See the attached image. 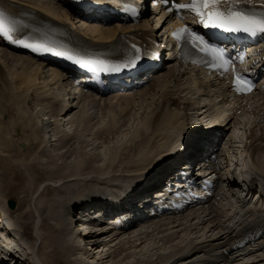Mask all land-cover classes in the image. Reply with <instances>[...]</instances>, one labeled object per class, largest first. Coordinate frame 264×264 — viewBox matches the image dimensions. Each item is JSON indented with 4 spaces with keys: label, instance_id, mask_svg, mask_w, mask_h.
Here are the masks:
<instances>
[{
    "label": "bare ground",
    "instance_id": "6f19581e",
    "mask_svg": "<svg viewBox=\"0 0 264 264\" xmlns=\"http://www.w3.org/2000/svg\"><path fill=\"white\" fill-rule=\"evenodd\" d=\"M15 1L0 0V10H3L10 20L28 21L27 20L28 18L30 21L36 22L37 24L45 23L48 25L50 24L56 27H61V25L58 22L51 19L50 17L46 18L47 17L46 15L38 11H35L31 8H28L22 4H30L31 6H34L37 9L40 10L43 9L44 11L48 12L55 18L62 19V17H64L67 19L69 18V15H73V13L71 14V11L69 12L67 6L58 0H15ZM117 15L118 13L113 11L112 17L115 18V16ZM146 21L144 23H146ZM122 25L124 27L114 26L113 28H102L94 24L86 25V23H83L81 26L82 28L85 29V31H90V34L93 36H96L99 39H107L113 37L118 32L119 29L124 30L125 27L126 28H128V26L130 27V24L127 23H122ZM21 53L22 52L11 50L8 47L3 48L0 42V62H1L0 64V151L3 150L4 151L3 154L6 152L5 155H7V157L9 158V160H7L8 159L7 158V159H3L2 162L0 161V205L1 203L6 204L0 207V264H2L3 259L7 258L10 253H11L10 256L12 257V261H11L12 263L9 264H13V262L16 260L19 261L20 257L23 258L22 260H20V264H43L42 260L43 259L47 260L49 258L48 255H46L45 253H43L40 256L39 253L40 240L38 237H36V239L33 240L27 235H21L17 237L14 234L16 232L18 234H21L22 231L15 227L16 220L13 217L12 213L18 211L21 208V206H24V203L23 205H21L20 202L15 200L16 205L14 206V208L8 207L7 201L9 200V198H11V196L10 197L7 196L6 193L3 191V189L5 191L8 190L10 192L16 191V187H15L16 185L14 183H16L15 181L18 180L16 175L17 163L14 165L13 163L10 162H17V161L24 167V171H26L28 174L26 175L25 173L23 179L25 181L27 176V181H25L26 183L29 182L31 184V182L34 181L36 182V180L38 181V179L33 176L35 170L38 169L40 171L41 179L48 177L53 178V176L54 178H60V179L67 177L69 178L68 182H71L72 184L75 185L76 189L75 188L59 189V187L57 189L55 186L46 187V189H48L50 193L55 194L57 191H59L60 194L62 193L65 194L64 195L65 197H62L61 199L60 197L59 198L52 197L51 199L49 198L50 201L49 202L47 201V204L44 203L45 205L44 207H42V210L46 212V216L44 217V223L48 221L46 223L53 228L52 235L50 234L51 237L48 236V238L46 239V247L49 252L48 254L56 255V249H58L64 256H66V259L68 258L67 263L69 262V264H115V263L116 264H245V263L264 264V234L261 236L262 240L257 242L258 245H263L262 249L255 250L254 254H250V255L248 254L246 258L241 259L242 261L240 260V258L233 260L231 255L222 256L219 254L218 252L219 248H221L220 251L224 250L222 249L223 247L231 246L232 241L236 239V232L234 230H231L229 226H231L232 224L237 225L236 221H230L229 214L224 215L223 212L221 213V209L206 210L204 213V216H207L206 222L203 219L198 220V218L196 220L193 219L189 220L188 216L192 215V212L190 211L189 213H186L185 216L182 218L176 216L173 218V220H169V221L161 220V219L152 220L151 218H149L148 221L146 222L141 221L139 223H136V225L134 224V226L132 225L130 228H126V225L122 224V222L117 220L110 221V223L93 222V220H90L91 219L90 216L85 215L83 222L78 224V226L76 225L78 229H75L76 227H74L73 224L75 216L73 215V213L75 214L76 209H78L79 207L78 202L84 204V202L88 200V198L86 197L80 200L81 197L78 192V188H79L78 185L81 184L82 182V184L85 187V184L88 183L87 182V180L89 179L88 177L92 176L97 179V175L94 176L93 175L95 173L94 170L90 169L89 160H91L92 158L91 155H89V153H87L85 150L81 151L82 153L78 151L79 154L78 156H76V158H72L70 155L71 150L74 151L73 153L77 152L76 148L80 146L78 142H82V143L84 142V144L85 142H87L85 140L83 141L80 139L81 135L78 137L74 133V135H76V138L73 135L74 139H76L74 141V143L76 142V145H74V149H73V144H74L73 136L69 135V131L66 128V126L69 125V123L77 121L74 120L73 117H71V114L75 109L79 107V106L77 107V104L79 103L80 98H81L80 101L81 102L83 101L82 104L83 109H86V107L88 108L89 105L88 103L90 104L93 103V106H95L98 110L100 111L109 110L110 112L113 110L112 107H115L116 104L118 105L121 103L120 100L123 101L122 98L125 99L123 102L127 106L129 105V102L132 101L133 98L130 99L129 96H124V94L120 96L119 94H115L112 97H108V98L102 97L100 99L95 97L86 98L87 96L83 97L85 95H82L78 97L79 98L77 100L78 102L76 105H74L73 101H71V99H68V96H66L64 99H62V101H60V103L54 102V104L51 105L52 107L51 111H53L54 113L51 111L50 113L49 112L45 113L46 111L43 110L41 111L42 114H40V116L38 115L39 117L35 115L33 117V114L29 113L30 111L28 110V107L27 109H25L24 107V104H26L27 106H30V109L33 111L31 107H33L32 104H34V102L31 101L32 99L31 91H35L36 94L45 93L44 89H48V90L51 89L50 91H52L53 87L50 88L53 85L52 83L55 81L58 83L62 82L61 80L65 78L64 77L65 74L62 73L63 70L55 66L56 64H53V62L49 63L48 61H39L35 59L33 56L30 55L28 56L25 53L24 54ZM2 62H4L5 65ZM15 62L18 63L19 67L14 64ZM46 72L49 75L48 77ZM50 72L52 73V75ZM168 72L171 73L172 75H176L175 71L171 70V68L168 69ZM179 74L180 71L178 72L177 76H179ZM39 80H41L42 83L45 84L38 87V85L36 84L38 83ZM150 81L151 78H149L148 83ZM155 82L157 83V81H154V83L151 82L149 83L150 90L153 89V91H155L156 89ZM168 85L165 84L164 90L161 89L162 91H155L152 93L151 96L152 100L148 104L150 110L149 114L141 118V124L137 125L136 129L133 128L135 129V131L133 130L134 133H132V135H130L129 138V141L132 142H130L128 146L124 145L125 147H127L126 149L130 150V152L134 150L133 147L137 140L139 141V146L145 148L148 146L151 140L152 137L151 133H153V135L157 137L161 133L170 131V129H172V125L178 122L179 111L177 109L170 110V106H169L170 95L167 91V88L169 89ZM146 98L144 99L145 101ZM44 102L37 101L36 103L37 106L40 109H42V107L44 108L45 105ZM250 102H252L250 107L254 105L255 110L257 111L255 112L256 114H253L254 118L257 119L259 117H264V106L260 107L257 105L259 100L257 101L254 100ZM49 103L50 102L47 101V104ZM129 106H131V104ZM63 108L66 110H63ZM186 109L188 111V115L191 114L189 113V111H193V112L196 111V116H201L202 112H199L200 108L194 109L191 107H187ZM123 110H124V106H123ZM112 114H110V116L112 118H116V114L114 113L115 117ZM3 115H5V117H3ZM57 116L58 118H55ZM75 116L79 117L78 119L80 121L82 120V122L85 120L88 121L93 120L90 119L91 115L88 116L87 111L85 112L82 111L81 113H77ZM53 118H55L54 122H52ZM47 119H49V122L46 124ZM109 120H111V118ZM111 122H114V120ZM197 123L195 122V124ZM62 124L65 127L64 132L59 131L60 125ZM193 127L201 128L199 124H197V126L193 124ZM151 128H152V132L148 134ZM50 131L53 132V136L58 134V138L55 139L51 137V135L46 136L47 132ZM31 135L34 138L36 136H39L38 139L39 145L35 144L34 146H32V144H30L29 140L31 138ZM50 140H53L52 142H55L56 148H61V149L63 148L64 149L63 151L65 153L68 152L70 153L67 154L66 157H64L65 159L72 158L71 161L67 163L69 166L68 165L64 166L63 165L64 163L60 164V160L54 158L52 151L54 150L55 147L54 148L48 147L50 146L49 143ZM174 141L175 142L177 141V137L175 136L169 139L166 138L165 140L160 142L158 146L155 148V150H157V153L155 151L154 152L147 151L146 149L144 150L143 148H141L140 152H138V155L141 156L142 158V161L140 162L142 165L140 166L141 169L146 170L149 169L150 167L149 170H155V168L156 169L160 168L162 166V163L157 161V159L154 160L152 159L159 156L163 151L170 150V147L172 148L173 145L172 143ZM181 141L178 142L179 145ZM21 142H27V143L24 146H20ZM101 143H99V145ZM77 144L79 145L77 146ZM160 144H162V146ZM199 145L200 144L197 143V147ZM113 146L115 147V145H112V149H114ZM192 146L196 147V145L194 146V144ZM81 147L79 148V150L82 149ZM83 149H86L85 145ZM173 149H176V147ZM107 150L99 154L100 159H102L101 161H104V159H108V153H110V151L107 152ZM239 150L242 151L241 148H239ZM39 151L43 152L46 155H50V157L52 155L53 156L52 165L54 166V168L57 169H49L43 167L41 166L42 163L40 164L36 160L32 162L31 160L36 159L34 158L33 154ZM119 151L116 150L117 154L119 153ZM196 153L198 152H195V155ZM212 153L215 152L213 151ZM31 156H33V158H31ZM150 156L151 157L154 156V157L151 159V161L146 163V161L149 160ZM217 156L219 157L220 155L217 154ZM77 158H81V159L75 161ZM6 161H10V162H6ZM259 161L261 162V164L263 163L262 160ZM151 162H153L155 168H152V166H150ZM206 162L209 164V166H207L206 169H212V168L215 169L217 164L213 158L209 160L206 158ZM233 165L231 166L238 168V170H241L239 164H233ZM112 167L113 166L110 165L109 168H107V170H109ZM84 168H86V172H87V173L85 172V174L82 173ZM63 169L67 172L69 170L71 171L68 172L69 173L68 175H65ZM107 170L99 173L100 174L99 176L106 175L108 173ZM261 172L264 171L261 170ZM147 175H150V173L147 172V174L144 175V177H146ZM74 178L80 179L81 182L76 183V180H73ZM132 178L139 180L140 178L143 177L134 175ZM43 181H38V184H41ZM228 183H229L228 186L230 187L235 186L240 188L239 187L240 184H237L235 179L230 181L228 180ZM41 185H42L41 187H44L45 184H41ZM235 189L237 188H234V190ZM56 194L55 196H57ZM226 196L230 198L228 193L226 194ZM233 197H236L238 199V197L235 195H233ZM232 198L230 199V202L232 201ZM260 198L261 201L263 202V204H261L262 207L264 206V189L260 192ZM146 200H147L146 198H143V201L140 202V207L142 208L135 209L131 217L132 216L134 217L144 212L143 206L146 204ZM160 200L157 199L150 206H146L147 208L146 207L145 208L147 212H151L155 210L157 206H162ZM242 201L244 200H242V198H239L238 201H236V203L242 205L243 204ZM38 204H42V202L40 203L38 202ZM258 205L260 206V203ZM244 206L245 205H243V207ZM33 208L31 209L33 210ZM249 210H250L249 213H251L252 209L249 208ZM22 213L24 217L28 214L26 210L25 211L23 210ZM175 213L177 214V212ZM32 215L34 216V214ZM35 216H36L35 218L36 223L39 221V225H41L40 219L43 220V217L41 216V212L38 213L37 211ZM246 216L247 214L244 213L241 220L242 221L246 220L247 224L251 223L254 217H251L249 219L250 216L248 217ZM68 217H70L71 219L67 223ZM194 225H197V227H194ZM238 226L242 227L243 225L238 223ZM38 227L37 229H35V231L40 233L41 228ZM249 227H251V225H249ZM82 228H86V230H89L88 228H95L98 231L83 232ZM38 229H40L39 230L40 232L38 231ZM117 230H121L122 232L121 231L117 232ZM182 234L185 236V237L183 236L184 237L183 241L182 242L180 241L181 243L176 246V249L169 250L170 248L169 244L172 243L171 238L175 235L181 236ZM41 235L39 234V237H41ZM80 239L82 240L81 242ZM44 240L45 238L43 239V241ZM152 244L153 246H151ZM81 245L84 246L81 248ZM148 245L149 247L145 251L147 252L150 249H156L155 254L156 252L157 254L155 258H153L154 254H152L153 256H151V259H144L145 254L143 255L140 254L144 252L142 250L145 249ZM141 247L142 249L139 250V248ZM75 248H77L78 250L82 249L81 250L82 257L80 256L82 262L81 260L79 261L76 258L74 259L75 255L73 250ZM254 248L256 247H252L251 249L254 250ZM118 249L120 251L117 253ZM139 255L140 257H138ZM72 256L74 257L72 258ZM41 257H43V259H41ZM141 257L143 258L141 259ZM116 258H119V261H115ZM133 258L135 259V262L137 260L136 263L132 262ZM136 258H139L140 260ZM3 264H8V263L4 262Z\"/></svg>",
    "mask_w": 264,
    "mask_h": 264
},
{
    "label": "rangeland",
    "instance_id": "374dc122",
    "mask_svg": "<svg viewBox=\"0 0 264 264\" xmlns=\"http://www.w3.org/2000/svg\"><path fill=\"white\" fill-rule=\"evenodd\" d=\"M15 65H17L18 66V63L17 62H15L14 63ZM19 67V66H18ZM51 73V72H50ZM46 74H47V77L49 76L48 75V73L46 72ZM51 75H52V73H51ZM41 80H39V86H41V85H44L45 83H42V81L40 82ZM164 83V81H162V80H160L159 81V83L156 85V89H155V91H160L161 89H162V84ZM53 85L50 87V88H52V91L54 92V93H58V94H61V95H63L64 93H65V89H66V87H67V84H68V82L67 81H65V82H60V83H58V82H53L52 83ZM50 86V85H49ZM180 91H182V89H185L186 88V84H185V81H182L181 82V84H180ZM148 89V90H147ZM146 90H147V92H146ZM155 91H153V89H151L150 90V88H144L143 90H139V91H137V92H135V93H132V95H131V97H129L130 99H132V101H130L129 102V105L131 104V106H127L123 101L125 100V99H122L123 101L121 102L122 104H120V105H118L117 106V104L115 105V107H112L113 108V110L110 112L109 110L108 111H100V110H98L95 106H93V103L92 104H90V103H88L89 105H88V108L86 107V109H83V102H81V104L79 103V107L77 108V109H75L74 111H73V113L71 114V117H73V119L74 120H77V121H75V122H71V123H69V125H67L66 126V128L68 129V131H69V135L70 136H73L74 135V133L79 137L80 135V139L81 140H85V141H87V142H85V144H84V142L82 143V142H78L79 144H80V146H78L79 144H77V148H76V151L77 152H75V153H73L74 151H70V153L68 152V153H65L63 150V148L61 149V148H56V146H55V144H53V143H50V146H48V147H52V148H54V150L52 151L53 152V156H54V158H57V159H59L60 160V164L61 163H64L63 165L64 166H67L68 164L67 163H69L70 161H71V159L72 158H76V156H78V151L79 152H81V151H83V150H85L87 153H89V155H91V160H89V162H90V169L91 170H94V172H98V174L99 173H101L102 171H105V170H107V168H109V166L110 165H112V166H117L118 164L120 165V164H122L121 166H120V168L122 167V169L124 170V172H125V174L126 175H132L134 172L133 171H135V168H134V166H133V160H138V161H140L139 159V157H135V158H133V159H131V157H132V155L134 154L133 153V151H131L130 152V150H128V149H126L127 147H125L126 145L128 146V144L130 143V142H132V141H129V138H130V135H132V133H134V131H135V129H136V127H137V125H140L141 124V118H143V117H145L147 114H149V112H150V110H149V106H148V104L151 102V96H152V93L153 92H155ZM179 91V92H180ZM140 95H139V94ZM181 93V92H180ZM143 94V95H142ZM183 95L185 96V97H187V99L186 100H189V107H191V108H197L198 106V101L197 100H199L200 98H197L193 93H191L189 90H187L186 92H185V94L183 93ZM135 96H137V97H135ZM142 97V98H141ZM147 97V98H146ZM146 98V101L144 100ZM190 98H192V99H190ZM136 100V101H135ZM135 101V102H134ZM203 101V100H202ZM191 102V103H190ZM36 103V102H35ZM144 103V104H143ZM93 106V107H92ZM123 106H124V110H123ZM195 106V107H194ZM129 107V108H128ZM122 108V109H121ZM147 108V109H146ZM25 109H27V107H25ZM42 109H43V107H42ZM98 111H97V110ZM28 110L30 111L29 113L30 114H33V117H34V115L35 116H38L41 112L39 111L40 110V108L37 106V104H35V105H33V111L30 109V106H28ZM44 110V109H43ZM197 110V109H196ZM85 112V111H87L88 112V116H90L91 115V118L90 119H93V120H91V121H88V120H85V121H83L82 122V120L80 121L78 118L79 117H77V116H75L77 113H81V112ZM114 111V112H113ZM109 113V114H108ZM113 113V114H112ZM116 114V118H112L111 116H110V114H112L113 116ZM189 113H191L190 115H188V118H187V122H198V124L199 123H201V122H203V120H205V118H204V116H202V117H199V116H196V111L195 112H193V111H189ZM192 115V116H191ZM194 115V116H193ZM40 116V115H39ZM38 116V117H39ZM37 117V118H38ZM115 117V116H114ZM111 118V120H109ZM200 118V119H199ZM251 118V115L249 114V115H246L245 116V118L244 119H250ZM116 119V120H115ZM199 119V120H198ZM54 120H55V118H53L52 119V121L54 122ZM114 120V122H111V121H113ZM191 120V121H190ZM201 120V121H200ZM110 123H111V125H110ZM115 123H117V124H115ZM80 126H81V128H80ZM110 126H112V127H110ZM64 126H62V130H64ZM80 128V129H79ZM133 128H135V129H133ZM72 129V130H71ZM80 131H79V130ZM134 130V131H133ZM72 131H73V133H72ZM79 131V132H78ZM106 132V133H105ZM50 133H53V132H50ZM72 133V134H71ZM241 134V133H240ZM39 135V134H38ZM47 135H48V133H47ZM76 135H74L75 136V138H76ZM32 136V135H31ZM74 136H73V143H74V141L76 140V139H74ZM99 137H100V139H99ZM34 138V137H33ZM36 138V137H35ZM34 138V139H35ZM123 138V139H122ZM95 139H98V140H95ZM37 141H36V143H38V139H36ZM29 141H31L32 143V146H34L35 144H34V141H33V139H31V140H29ZM96 141V142H95ZM101 141H102V143H101ZM113 142V143H112ZM117 142V143H116ZM128 142V143H127ZM99 143H101L100 145H99ZM83 144V145H82ZM106 144V145H105ZM36 145H39V143L38 144H36ZM74 145H76V142L73 144V149H74ZM84 145H85V148L86 149H83V147H84ZM103 147H102V146ZM106 147H105V146ZM112 145H115V147H114V149H112ZM121 145V146H120ZM125 145V146H124ZM241 145V142H237L236 143V146H240ZM82 146V147H81ZM99 146V147H98ZM225 146L227 147V146H230L231 147V143L230 142H228L227 144H224V148H225ZM82 148V149H80L79 150V148ZM3 148V147H2ZM107 148H108V150H107ZM110 148V149H109ZM100 149H102V150H100ZM120 150L119 151V153L117 154V152H116V150ZM60 150H61V152H60ZM100 150V151H99ZM105 150H107V152L108 151H110V153H108V159H104V161H101L102 159H100V153H102V152H104ZM1 151H2V153H1ZM0 151V161L2 162V160L3 159H7L8 157H7V155H5V153L3 154V150H1ZM65 153H63V152ZM66 151V150H65ZM84 151V152H85ZM155 151V150H154ZM115 152H116V154H115ZM130 152V153H129ZM73 153V154H72ZM82 153V152H81ZM63 154H64V156H63ZM67 154H70L71 155V159L69 158V159H65L64 157H66V155ZM77 154V155H76ZM34 155V158H36V159H33V160H31L32 162L33 161H37V162H39L40 164H41V166H43V167H46V168H49V169H57V168H54V166L52 165V158H53V156L51 155V157H50V155H46V154H44L43 152H41V151H39V152H37V153H34L33 154ZM117 155V156H116ZM63 156V157H62ZM118 156H119V159H118ZM121 156V157H120ZM97 157V158H96ZM99 157V158H98ZM24 158H26V157H24ZM31 158H33V156H31ZM88 158V157H87ZM139 158V159H138ZM152 157L150 156L149 157V159H151ZM81 158H77L75 161H77V160H80ZM123 159V160H122ZM7 160H9V158L7 159ZM26 160H29V159H26ZM119 160V161H118ZM122 161V162H121ZM6 162H10V161H6ZM116 162V163H115ZM125 162V163H124ZM132 162V163H131ZM147 162V161H146ZM10 163H13L14 165L17 163V165H16V169H17V173H16V175H17V178H18V180L17 181H15L16 183H14L16 186V193L15 192H10V191H8V190H4L3 189V191L6 193V195L7 196H11V198H13V199H16V201H18V202H20V204L21 205H23V203H24V206H21V208L18 210V211H16V212H14V213H12V215H13V217L15 218V220H16V224H15V227L17 228V229H19V230H21L23 233H24V235H27V236H29L31 239H36V237H38L39 238V244H40V247H39V253H40V256L43 254V253H45L46 255H48V259L47 260H44L43 259V257H41V259H43L42 261H43V264H69V262L67 263V259H66V256H64L61 252H60V250H58V249H56V255H51V254H48L49 252H48V249H47V247H46V239L48 238V236L49 237H51V235H52V232H53V228L50 226V225H48L46 222H48V221H46L45 223H44V217L46 216V212L44 211V210H42V207H44V203H46L47 204V201L49 202L50 201V199L53 197V198H59L60 197V199L62 198V197H65L64 195L65 194H63V196H62V194H60V192L59 191H57L55 194L58 196L59 194V196L57 197V196H55V194L53 193H50L49 191H48V189H46V187H48V186H55L57 189H58V187H59V189L60 188H64V189H66V188H75V185L74 184H72L71 182H68L69 180V178H67V177H64V178H62V179H60V178H54V176H53V178H43V179H41V177H40V171L38 170V169H36L35 170V173L33 174V176L34 177H36L37 179H38V181H43L44 180V182H43V184H45L44 185V187H41L42 185V183L41 184H38V181L36 180V182L34 181V182H31V184L28 182V183H26L25 181H27V176H26V179H25V181L23 180L24 179V176H25V173H26V175H28L27 174V172L26 171H24V167L20 164V163H18V161L17 162H10ZM19 164V165H18ZM92 164H94V165H92ZM125 164V165H124ZM130 164H132V165H130ZM63 165H61V166H63ZM118 165V166H119ZM137 165V166H136ZM138 165H139V163L137 164H135V167L137 168L138 167ZM20 166V167H19ZM22 166V167H21ZM69 166V165H68ZM117 166V167H118ZM130 166H132V167H130ZM130 169H131V171H130ZM129 170V171H128ZM54 171H56V170H54ZM63 171H64V173H65V175H68L69 173V171H71V170H69L68 172L67 171H65L64 169H63ZM85 172H86V168H84L83 169V171H82V173L83 174H85ZM132 172V173H131ZM59 173H61V172H59ZM58 173V174H59ZM87 173V172H86ZM48 175V174H47ZM51 175V174H50ZM95 176V175H94ZM35 178V179H36ZM46 179V180H45ZM23 181H24V183H23ZM77 182H81L80 180H76V183ZM33 183V184H32ZM37 183V184H36ZM40 183V182H39ZM18 185V186H17ZM33 185V186H32ZM39 187H38V186ZM78 185V184H77ZM80 185V186H79ZM78 185V190H81V189H84L83 188V186H82V182H81V184H79ZM81 187V188H80ZM76 189V188H75ZM35 191V192H34ZM59 192V193H58ZM38 193V194H37ZM9 194V195H8ZM35 194H36V196H35ZM39 195V196H38ZM13 196V197H12ZM31 196V197H30ZM37 199H36V198ZM27 198V199H26ZM30 200H29V199ZM33 198H35V199H33ZM50 198V199H49ZM29 202H27V201ZM38 202L40 203V202H42V204H38ZM26 203V204H25ZM31 206H30V205ZM3 205H6V204H4V203H1V205H0V207H2ZM35 205V206H34ZM22 207H23V209H22ZM34 207V208H33ZM25 208V209H24ZM31 208H33V210L31 209ZM35 208H37V209H35ZM23 210L25 211L26 210V212H28V214L24 217L23 216ZM37 211H38V213L39 212H41V216L43 217V220L42 219H40V223H41V225H39V221L36 223V220H35V218H36V213H37ZM32 214H34V216L32 215ZM31 217V218H30ZM33 218V219H32ZM70 217H68L67 218V223H68V221H70ZM36 224H38V225H36ZM39 226V227H38ZM37 227L38 228H41V230L40 229H38V231L40 232V233H38V232H36L35 231V229H37ZM38 233V234H37ZM44 235H43V234ZM182 233V232H181ZM180 233V234H181ZM39 234L41 235V237H39ZM46 234H47V236H46ZM51 234V235H50ZM38 235V236H37ZM184 235L182 234L181 236H173L172 238H171V241H172V243L171 244H169V246H170V248H169V250H173V249H176V246L178 245V244H180L182 241H183V239H184V237H183ZM45 238V240L43 241V239ZM182 239V240H181ZM109 240V239H108ZM36 241V240H35ZM82 240L80 239V242H81ZM181 241V242H180ZM78 242V241H77ZM173 242H174V244H173ZM43 244H44V246H43ZM74 245V244H73ZM84 245H81V248L83 247ZM151 246H153V244L151 245ZM43 249H42V248ZM149 247V245L145 248V249H143L142 251H144V252H142V253H140L141 255H143V254H145L144 256H145V258L144 259H151V256H153L152 254H154V257L153 258H155L156 257V254H157V252H156V254H155V251H156V249H150L149 251H145V250H147V248ZM42 250H41V249ZM45 249H46V251H45ZM76 249L77 248H75L74 250H73V252H74V255H75V257L74 256H72V258L74 257V259L76 258V259H78L79 261L81 260V262H82V259H81V257H82V255H81V250H78L77 249V251H78V253H77V251H76ZM142 249V247L141 248H139V250H141ZM41 250V251H40ZM76 251V252H75ZM120 250L118 249L117 250V253L119 252ZM65 254V253H64ZM148 255V256H147ZM81 256V257H80ZM138 257H140V255L138 256ZM71 258V259H72ZM143 257H141V259H142ZM136 259H139V258H136ZM140 260V259H139ZM115 261H119V258H116V260ZM115 261H112V262H115ZM132 262H134V263H136L137 262V260H136V262H135V259L133 258L132 259ZM116 264V263H115Z\"/></svg>",
    "mask_w": 264,
    "mask_h": 264
},
{
    "label": "snow or ice",
    "instance_id": "6c2138e0",
    "mask_svg": "<svg viewBox=\"0 0 264 264\" xmlns=\"http://www.w3.org/2000/svg\"><path fill=\"white\" fill-rule=\"evenodd\" d=\"M162 2L169 4L170 0H162ZM173 8L192 11L204 28L218 29L226 33H245L252 37L264 36V0H190L187 3L171 0L168 10L172 11ZM14 23L9 20L3 10H0V35L12 44L32 47L24 40L13 37L12 33L16 30ZM172 35L178 41L190 44L199 53L208 57L205 63L209 66L223 71L231 69L232 60L227 49L206 39L204 35L198 34L187 26L175 29ZM138 59L139 55H136L122 65H115L105 70L120 71L122 68L134 67ZM93 63L95 62L83 63V66L90 67ZM234 86L238 93H249L254 88L253 82L240 73L235 76Z\"/></svg>",
    "mask_w": 264,
    "mask_h": 264
},
{
    "label": "water",
    "instance_id": "95a60500",
    "mask_svg": "<svg viewBox=\"0 0 264 264\" xmlns=\"http://www.w3.org/2000/svg\"><path fill=\"white\" fill-rule=\"evenodd\" d=\"M10 205H11V207H14L15 206V202L14 201H10Z\"/></svg>",
    "mask_w": 264,
    "mask_h": 264
}]
</instances>
